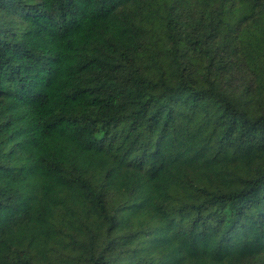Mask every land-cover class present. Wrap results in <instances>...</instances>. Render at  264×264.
<instances>
[{"label":"trees","instance_id":"obj_1","mask_svg":"<svg viewBox=\"0 0 264 264\" xmlns=\"http://www.w3.org/2000/svg\"><path fill=\"white\" fill-rule=\"evenodd\" d=\"M0 264H264V0H0Z\"/></svg>","mask_w":264,"mask_h":264}]
</instances>
